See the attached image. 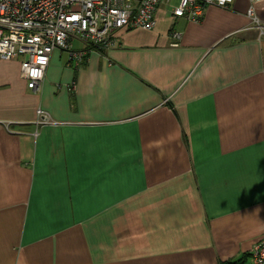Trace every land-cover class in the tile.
Masks as SVG:
<instances>
[{
    "label": "crops",
    "instance_id": "0c3cea01",
    "mask_svg": "<svg viewBox=\"0 0 264 264\" xmlns=\"http://www.w3.org/2000/svg\"><path fill=\"white\" fill-rule=\"evenodd\" d=\"M175 4L79 65L54 50L36 91L20 59H0V264H251L264 34L249 0L207 5L199 22ZM254 9L264 25V0Z\"/></svg>",
    "mask_w": 264,
    "mask_h": 264
},
{
    "label": "built area",
    "instance_id": "2783aa9c",
    "mask_svg": "<svg viewBox=\"0 0 264 264\" xmlns=\"http://www.w3.org/2000/svg\"><path fill=\"white\" fill-rule=\"evenodd\" d=\"M172 0H0V59H20L21 76L27 88L37 90L54 50H63L79 65L92 50H105L114 44L120 30H153L156 11ZM171 14L190 22H199L207 5L227 7L232 0H175ZM249 0L246 15L253 27L264 34V25ZM171 46L177 47L182 32L171 30ZM79 40L83 49H72ZM42 61V62H41ZM37 75H33V73ZM38 123L49 122L40 109ZM251 264H264V237L250 250Z\"/></svg>",
    "mask_w": 264,
    "mask_h": 264
},
{
    "label": "trees",
    "instance_id": "16d2710c",
    "mask_svg": "<svg viewBox=\"0 0 264 264\" xmlns=\"http://www.w3.org/2000/svg\"><path fill=\"white\" fill-rule=\"evenodd\" d=\"M250 256V255H249ZM242 262H243V260H242ZM241 262V263H242ZM226 263H232V262H222V263H220V264H226Z\"/></svg>",
    "mask_w": 264,
    "mask_h": 264
},
{
    "label": "snow or ice",
    "instance_id": "6c2138e0",
    "mask_svg": "<svg viewBox=\"0 0 264 264\" xmlns=\"http://www.w3.org/2000/svg\"><path fill=\"white\" fill-rule=\"evenodd\" d=\"M41 62H42V61H41ZM33 75H37V73L34 72Z\"/></svg>",
    "mask_w": 264,
    "mask_h": 264
},
{
    "label": "rangeland",
    "instance_id": "374dc122",
    "mask_svg": "<svg viewBox=\"0 0 264 264\" xmlns=\"http://www.w3.org/2000/svg\"><path fill=\"white\" fill-rule=\"evenodd\" d=\"M38 89H39V88H38ZM38 89H37V90H38ZM35 91H36V90H35ZM38 110H39V109H38Z\"/></svg>",
    "mask_w": 264,
    "mask_h": 264
}]
</instances>
